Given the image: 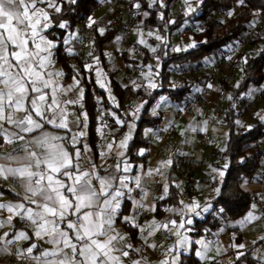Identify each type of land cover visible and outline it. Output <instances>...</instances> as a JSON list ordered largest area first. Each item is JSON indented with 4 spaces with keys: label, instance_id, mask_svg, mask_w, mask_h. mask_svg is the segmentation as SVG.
Returning a JSON list of instances; mask_svg holds the SVG:
<instances>
[{
    "label": "snow or ice",
    "instance_id": "1",
    "mask_svg": "<svg viewBox=\"0 0 264 264\" xmlns=\"http://www.w3.org/2000/svg\"><path fill=\"white\" fill-rule=\"evenodd\" d=\"M146 2L149 9L167 8L166 0ZM237 3L243 6L245 0H237ZM183 4L186 15L197 10L191 6V0H183ZM81 6H85V0H0V148L10 149L0 152V177L13 181L20 189L14 192V201L0 202V256L11 255L18 261H29L31 264H124L123 258L129 257L130 251L140 253L141 249L125 243L126 237L115 227L117 216H122L119 211L122 200L132 199L138 211L145 206L151 211L157 210L156 205L149 201L150 193L144 189L141 176L128 175L132 172L129 163L124 162L123 166L117 163L111 170H105L104 175L100 174L101 169L95 163L90 161L87 168L81 163L83 153L78 145L87 134L88 114L69 110L70 106L80 105L83 96V90L79 87V73L73 78V85L60 83L59 77L63 74L54 70L58 42L48 38L49 29L57 27L67 30L70 27L67 19L53 23L55 16H63L65 10L74 13ZM133 7L140 9L141 4L134 2ZM142 15L148 17L150 13L145 10ZM228 15H233V12L230 11ZM86 19L87 27L97 25L91 15ZM159 19L164 21L163 27L175 23L165 20L163 11H160ZM96 30L100 34L105 32L103 28L97 27ZM138 33L143 36L140 29ZM147 35H155L156 40L164 43V37L159 32L149 30ZM73 38L78 39L75 33L69 34L62 43L67 45ZM139 43L148 46L143 38ZM187 47L194 48L196 44ZM156 50L155 47L151 48L152 52ZM186 50L172 49L176 52ZM68 51L71 52V49ZM243 59L247 63L248 58ZM92 67L85 65L89 71ZM146 67L149 69V74L144 76L146 83L133 81V84L137 88L155 90L159 85L150 78L153 66ZM97 83L100 81L97 80ZM100 86L103 88L104 84ZM73 91L76 93L74 99L65 98ZM148 94L151 95V92ZM167 99L163 96L160 98L164 103ZM146 103L136 105L128 115L133 119L138 118ZM156 114L153 110L152 115ZM116 122L127 125L128 133L118 144L110 143L107 148L111 151L115 145L117 155L124 157L129 141L133 139L134 124L119 117ZM165 124H168L167 120ZM148 133L157 135L152 129H148ZM101 155L106 156L107 153ZM138 155H144V151L139 150ZM171 163V160L162 162L161 167ZM161 167L150 169L144 175H162ZM228 168L229 164L225 163L223 168L213 169L219 177H213V180L226 185L224 177ZM257 178L264 180V176L258 175ZM130 183L135 189H140L139 200L132 197L134 188L129 186ZM214 191L222 196L221 187H215ZM167 193L168 187L163 185V194L157 199H165ZM145 202H148L147 205ZM181 204L183 207L179 211L166 209L180 215L182 218L179 222L169 217L154 225L178 238L176 244L164 253L169 258L159 261V264H179L178 254L181 248L186 250L189 243L188 237L181 235V229L189 231L186 225L193 224L191 218L184 217L189 213L200 215L201 211L207 212L211 207L210 204L202 207L195 201L187 204L181 201ZM4 212L8 213L7 217L3 215ZM260 218L253 204L239 223L248 225ZM16 219L23 222L24 228H18L13 223ZM122 219L137 227L142 234L152 235L151 231L135 223L134 216H122ZM21 241L28 242L27 246L19 247ZM37 241L49 247L42 248ZM145 242L147 244L146 238ZM196 243L202 245L196 255L203 256L213 242L199 240ZM147 247L155 248L157 245L147 244ZM232 247L237 250L238 260L246 255L241 251L245 248L243 243ZM258 256L260 261H264V251L258 250ZM141 259L133 260L131 264H141Z\"/></svg>",
    "mask_w": 264,
    "mask_h": 264
},
{
    "label": "crops",
    "instance_id": "2",
    "mask_svg": "<svg viewBox=\"0 0 264 264\" xmlns=\"http://www.w3.org/2000/svg\"><path fill=\"white\" fill-rule=\"evenodd\" d=\"M100 8L95 14V18L98 20L100 27L106 30L119 29V34L116 35L110 42L104 45L105 62L92 54L93 34L89 28L84 27L82 24L76 26L74 31H67L62 40L69 34L75 33L77 38H73L66 46V51L77 58L84 64V70L81 72L80 68L76 67L77 73H79V87L83 90V96L80 105L76 107H69L72 112L84 111L88 114L87 127L85 129L86 136L81 139L80 147L83 157L81 160L82 165L87 168L89 162L95 163L100 169L101 175L106 174L105 170H111L117 163L124 162L129 163L132 166V172L128 173L130 176H141L144 189L150 193L149 201L156 205L157 210L151 211L147 206L142 210H137L132 199H125L121 202L120 213L122 216L135 217V223L142 228L152 232V235L141 233L137 227H134L130 223H125L122 216H117L116 229L119 233L126 237L125 243L133 245L135 248L141 249L140 253L131 252L127 258L124 259V264H131L133 260L141 259V264H159V261L168 259L164 255L165 251L174 246L177 241V237L170 235L167 230L162 228L157 229L154 225H159L167 218L175 219L179 222L182 218L178 214H173L166 211V209L174 208L179 211L183 207L181 201L185 204L191 202H198L202 207L211 205L210 201L216 197V193L213 187V177L219 179L217 172L213 169H217V164L224 165L226 163L223 158V152L221 149H226V145L229 140L228 129L222 125V116L227 106L228 97L220 90L219 80L223 78L221 75H216L214 80L207 87L205 104H197L195 107H191V103L197 98L199 94H202L203 87L206 84V73L214 70L218 72L225 67L226 59L233 56V66L230 68L229 75H227V82L235 87H238L242 81V67L244 63L243 56H239L242 52L255 55L258 50L263 46L264 42L252 43V40L260 37L264 33V15L260 13L255 20L251 23L249 31L243 36L241 41L234 42L227 46L223 52L212 54L195 64H183L182 66L175 67V75L173 79H177V76H183L185 79H189L194 82L191 92L188 94L184 101L177 102L173 98L167 97V102H161L160 98L153 106V110L157 114L163 116V121L158 128H145L143 130V137L148 141V148L141 149L144 151V155L147 154L145 161L135 162L130 159L128 155V149L124 157L117 155L118 148L114 145L111 151L108 150L107 145L124 139V136L128 133L127 125L118 124L116 118L119 117L122 121H127L130 124H134L132 131V137L134 138L138 128V122L140 120L141 111L138 118L133 119L128 113L135 108L136 105L143 102L136 99V85L146 83L144 76L149 74V69L143 65V54L139 53L141 47H146L151 51L154 45L149 43V37L147 32L155 30L144 26V21L147 17L142 15L139 9L133 7L134 2L139 0H133L127 4L126 9H121L122 3L126 0H99ZM201 0H195L196 4L193 8H196ZM185 6L183 0H176L173 3V8L178 6ZM182 13L186 11L181 8ZM116 23L115 27H111V22ZM143 21V23H141ZM187 30H190V24H187ZM196 26V25H194ZM192 27V26H191ZM183 29L184 31L186 30ZM138 29L143 32V36L138 33ZM50 30V29H49ZM182 30V31H183ZM179 33V32H178ZM188 36L183 38L186 40L187 46L192 44L189 33ZM120 37L119 40L116 38ZM49 39H55L59 44V39H56L53 33H49ZM143 38L148 46L140 44L139 40ZM258 46L256 53L249 51V48L240 50L235 55H232L236 46L253 47ZM188 48V47H185ZM71 49V52L68 51ZM57 51V49L55 50ZM122 53H126L125 56ZM154 53V52H153ZM239 56V58L237 57ZM140 57V59L136 58ZM137 59V61H136ZM85 65H91L94 67L92 74L89 70L85 69ZM152 75L151 79L154 80L155 70L159 69V62L155 58L152 59ZM141 68V70H139ZM203 69V72H198V69ZM54 70L60 71L63 75L59 77L62 85H73L74 77L76 75H66L64 68L58 63L55 57ZM97 70L100 75L97 76ZM141 71L143 75H136ZM113 75H109L112 74ZM178 74V75H176ZM97 80L100 83H97ZM94 82L100 90L102 95L95 98L96 110L95 118L97 125L91 126V116L89 115V109L85 104V97L87 93V87L90 82ZM117 83L122 90L128 89V94L122 103L118 93L113 88V83ZM177 82V80L175 81ZM104 84L102 88L100 84ZM178 83V82H177ZM184 83V82H182ZM179 83V84H182ZM207 85V86H208ZM199 89V90H197ZM264 92V83L261 85H252L246 94L244 101L238 106L239 111L242 113L239 120L240 125L246 123L252 124L255 121V116L264 115V100L257 101V97ZM76 96L75 91L70 92L68 99H74ZM255 103V107L250 104ZM159 105V107H157ZM249 118V119H248ZM248 119V120H246ZM168 124H165V121ZM170 125V126H169ZM190 128L197 129L196 131H188ZM148 129H152L157 135L151 133L146 134ZM166 129V131H161ZM200 129H206L201 131ZM211 134L212 141L204 146L199 144L202 136L205 134ZM62 134V133H61ZM132 141V140H131ZM129 141V144L130 142ZM128 144V147H129ZM86 146V148H85ZM10 151L8 147L0 148V152ZM102 153H107L106 156H102ZM183 158V164H179L178 160ZM171 160V165L165 164L161 167L162 162ZM190 161L196 162V167L189 174L188 163ZM161 167L162 175L154 174L152 177H146L144 174L150 169H156ZM260 176H264V162L261 169ZM163 185H167L168 193L165 199H157L163 194ZM130 187L134 188L132 197L136 200L140 199V189H135V186L130 183ZM175 187L179 191L178 202L173 203L169 201L168 197L171 193V189ZM243 189L246 192H250L257 197V201L254 203L256 206V214L261 218L256 221H252L248 225H241L239 222L243 219L232 220L228 222L221 221L217 229L207 228L206 235L201 239L205 242H213L209 245L208 250L203 256H198L196 253L201 250L202 245L198 244L196 250H192L193 242V225L198 219L204 218L207 212L201 211L200 215L187 214L184 218H191L193 220L192 225H186V228L190 229L185 231L181 229V235L188 237L187 249L181 248L178 254L179 264H184L185 255L194 252L195 257L198 259V264H232L235 261V256L231 254L234 247L238 231L241 235L242 243L245 245V249H251V257L254 261L252 264H264V261L259 260L258 250L264 251V180L256 178L252 181H247L243 185ZM20 191L19 186L11 180H6L0 177V202L14 201L16 199L14 192ZM146 205L148 202H145ZM3 215L7 217L8 213L4 212ZM13 223L18 228H24L23 222L16 219ZM7 230V229H5ZM235 230V231H233ZM30 231V230H29ZM147 244L157 245L155 248L147 247ZM40 243L42 248H48L49 245L42 241ZM28 242L21 241L19 247H26ZM120 247L121 245H117ZM0 264H31L29 261H18L11 255L0 256Z\"/></svg>",
    "mask_w": 264,
    "mask_h": 264
},
{
    "label": "trees",
    "instance_id": "3",
    "mask_svg": "<svg viewBox=\"0 0 264 264\" xmlns=\"http://www.w3.org/2000/svg\"><path fill=\"white\" fill-rule=\"evenodd\" d=\"M176 0H166L167 8L159 9L158 7L148 8L146 0H139L141 4L140 12L148 11L150 15L145 19L144 26L152 28L159 32L164 37V43L155 39V35L149 37V43L154 45L156 52L150 51L146 47H141L139 53L143 54V65H151L152 59L155 58L159 62V69L155 70L154 82L159 86L157 89H145L139 87L136 89V99L141 102L147 101L141 111L138 128L134 138L129 144L128 155L130 159L135 162L145 161L146 155H138V151L148 148V141L143 137V130L145 128H158L162 121L161 114L152 115L153 106L156 101L162 96L173 98L177 102L184 101L191 92L194 85L193 81L185 79L184 83L179 84L173 79L175 75V67L183 64H195L201 60L210 57L212 54L220 53L230 44L241 41L243 36L249 31L251 23L255 18L263 13L264 15V0H245V5L241 6L237 0H202L196 7L194 13L185 14L186 11L177 15L172 19L173 3ZM100 8L99 0H85V6L76 8L75 12H68L65 10L63 16H55L53 23L61 19H67L70 27L67 30L53 27L49 33H53L56 39H59L57 46V61L65 70L66 75H76V67L80 68L81 72L84 70V64L77 58L73 57L66 51L65 44L62 43V37L67 31H74L76 26L82 24L87 27V16L91 15L96 21L97 25L89 28L93 34L92 54L97 56L102 63L105 62L104 45L110 42L116 35L119 34V29H109L103 34H100L96 28L100 27L98 20L95 18L96 12ZM160 11L164 12L165 20H173L174 24L164 26V21L159 19ZM233 15L229 16V12ZM190 27L189 36L193 43L196 44L194 48H186V51H172L175 48L172 41L173 35L180 38L178 32L185 29L188 25ZM202 24L203 27L199 32L193 30L194 25ZM188 28H186L187 30ZM178 36V37H177ZM264 42V33L252 40V43ZM126 53H122L125 56ZM239 56L247 57V63H243L242 67V81L238 87L231 85L226 79L220 78L219 85L222 93L227 95L228 102L224 114L222 116V125L227 127L229 140L226 145V150L223 152V158L229 164V168L225 174L223 183L213 182V187H221L222 196L216 195L211 203V210L202 219L195 221L193 225V242L192 250H196L198 243L207 232V228L217 229L221 221L228 222L242 218L250 210L251 205L257 201L256 195L246 192L243 189L245 181L255 180L261 174V169L264 162V119L263 116H255V121L250 124L246 123L241 127L237 123L241 119L242 113L238 106L244 101L246 94L252 85H261L264 83V44L255 55L242 52ZM239 56H237L239 58ZM159 57V59H157ZM94 67L89 71L92 74ZM158 73V75H156ZM109 75H113L109 74ZM178 75V74H177ZM113 88L120 97V101L126 98L128 89L122 90L117 83H113ZM175 85V87H173ZM102 90L95 86L94 82H90L87 87L85 97V104L89 109L92 125H97L95 116L96 101L102 95ZM151 92V95L148 94ZM231 97V99H229ZM248 126H251L248 129ZM244 158L243 163L241 159ZM224 165L217 164V169L223 168ZM179 191L173 187L168 197L169 201L177 203ZM226 201V203H225ZM223 209V211H220ZM235 231V230H233ZM237 234L235 244H241L242 239L240 233ZM185 255L184 264H198L199 261L195 257L194 252ZM246 253L245 256L237 259V250L233 248L231 254L235 256V261L232 264H252L254 263L251 257V249H242Z\"/></svg>",
    "mask_w": 264,
    "mask_h": 264
},
{
    "label": "built area",
    "instance_id": "4",
    "mask_svg": "<svg viewBox=\"0 0 264 264\" xmlns=\"http://www.w3.org/2000/svg\"><path fill=\"white\" fill-rule=\"evenodd\" d=\"M115 25H116V23L114 21H112L111 22V27L114 28ZM202 27H203L202 24H198V25H196V26L193 27V30L195 32H199L202 29ZM189 32H190V30H185L183 32L180 31L178 36H181L183 33H189ZM198 72H203V69L202 68L201 69H198ZM215 76H216V72L214 70L206 73V84L203 87L202 94H199L197 96V98L191 103V105H190L191 107H195L197 104H205L207 102L206 95H205L206 94V91L205 90L208 87L207 86L208 83H211L214 80ZM221 76L223 78H226L227 77V74H223ZM176 80H177L178 83L184 82L183 81L184 80L183 76H180V75L177 76V79ZM260 100H264V92L257 97L256 102L257 101H260ZM256 102L251 103V106H254ZM211 141H212V136H211V134L207 133V134H205L204 136L201 137V139L199 141V144L202 145V146H204V145L210 143ZM183 161H184V159L183 158H180L178 160V163L182 165L183 164ZM188 167L189 168L186 171L189 174H191L192 173V170L196 167V162L195 161H190L188 163Z\"/></svg>",
    "mask_w": 264,
    "mask_h": 264
},
{
    "label": "rangeland",
    "instance_id": "5",
    "mask_svg": "<svg viewBox=\"0 0 264 264\" xmlns=\"http://www.w3.org/2000/svg\"><path fill=\"white\" fill-rule=\"evenodd\" d=\"M131 1H133V0H126V2L125 3H122V5L120 6L121 7V9H126L127 8V4H129ZM195 4H196V2H195V0H191V6L192 7H194L195 6ZM183 7V9H185L186 10V8H185V6H182ZM181 6L179 7V5L178 6H176V7H174L173 8V10H172V15H171V17H172V19H174L177 15H180L181 13H182V11H181V8H182ZM192 24L193 23H190V25L192 26ZM190 26V27H191ZM184 31V30H183ZM183 31H181V32H183ZM177 35H179V34H177ZM184 36H188V34H185V33H183L181 36H179L180 38H176V35H173V37H172V41L174 42V45H175V48H185V47H187V43H186V40L183 38ZM178 37V36H177ZM247 48H249V51H253V53H256L257 52V50H258V46H253V47H245V46H236V48H235V50H234V52H232V55H235L236 53H238L240 50H245V49H247ZM136 58H138V59H140V57H136ZM228 60V61H227ZM136 61H137V59H136ZM226 63H225V67L223 68V69H221L220 71H219V73L218 72H216V75H223V74H227V75H229V70H230V68H232V66H233V64H232V62L234 61L233 60V56L231 57H228L227 59H226ZM234 63H235V61H234ZM139 70H141V68L139 69ZM136 75H143V74H141V71H139V72H137V74ZM177 75V74H176ZM185 78V77H184ZM184 81V80H183ZM251 105V104H250ZM256 106V105H255ZM254 106V107H255ZM249 119V118H248ZM248 119H246V120H248Z\"/></svg>",
    "mask_w": 264,
    "mask_h": 264
}]
</instances>
